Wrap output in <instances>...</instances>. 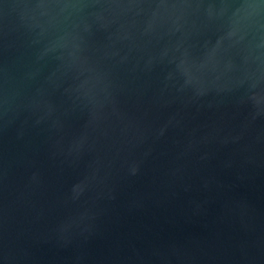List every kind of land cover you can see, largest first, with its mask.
<instances>
[{
    "label": "water",
    "instance_id": "95a60500",
    "mask_svg": "<svg viewBox=\"0 0 264 264\" xmlns=\"http://www.w3.org/2000/svg\"><path fill=\"white\" fill-rule=\"evenodd\" d=\"M0 264H264V0H0Z\"/></svg>",
    "mask_w": 264,
    "mask_h": 264
}]
</instances>
